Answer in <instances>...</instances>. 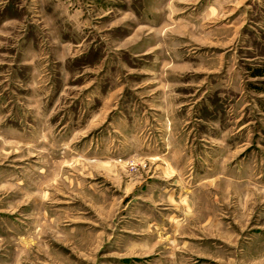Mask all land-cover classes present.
Listing matches in <instances>:
<instances>
[{
  "label": "rangeland",
  "instance_id": "1",
  "mask_svg": "<svg viewBox=\"0 0 264 264\" xmlns=\"http://www.w3.org/2000/svg\"><path fill=\"white\" fill-rule=\"evenodd\" d=\"M264 0H0V264H264Z\"/></svg>",
  "mask_w": 264,
  "mask_h": 264
},
{
  "label": "trees",
  "instance_id": "2",
  "mask_svg": "<svg viewBox=\"0 0 264 264\" xmlns=\"http://www.w3.org/2000/svg\"><path fill=\"white\" fill-rule=\"evenodd\" d=\"M256 75H264L263 72L256 73Z\"/></svg>",
  "mask_w": 264,
  "mask_h": 264
}]
</instances>
